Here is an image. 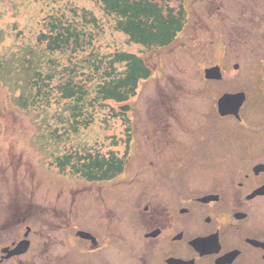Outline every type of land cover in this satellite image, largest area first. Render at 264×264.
<instances>
[{"label": "flooded vegetation", "instance_id": "flooded-vegetation-1", "mask_svg": "<svg viewBox=\"0 0 264 264\" xmlns=\"http://www.w3.org/2000/svg\"><path fill=\"white\" fill-rule=\"evenodd\" d=\"M261 2L189 1L193 27L205 31V60L211 62L198 69L193 64L192 70L188 62L182 70L183 56L173 53V68L159 80L166 77L170 81L162 85L171 87L183 71L192 91L168 101L159 86L155 108H163L166 117L144 118L139 136L123 134L122 149L116 148L117 138H109L108 148L98 143L88 154L83 145L77 150L75 177L99 184L100 198L86 199L79 190L76 212H56L47 199L45 212L36 213L35 194L28 191L5 215L9 155L0 153V264H34L41 245V264H264V36H249L264 28ZM213 66L220 75L207 78L206 67ZM222 95H240L232 96L237 108L220 113ZM44 162L62 176L51 153ZM21 241L26 250L13 254ZM68 248L76 251L69 259L68 251L60 253Z\"/></svg>", "mask_w": 264, "mask_h": 264}, {"label": "rangeland", "instance_id": "rangeland-1", "mask_svg": "<svg viewBox=\"0 0 264 264\" xmlns=\"http://www.w3.org/2000/svg\"><path fill=\"white\" fill-rule=\"evenodd\" d=\"M189 1L183 2L186 6L187 25L177 35L180 38L177 43L174 41L169 47L147 49L130 43L128 37L115 29L114 18L105 15L96 2L0 0V153L3 154L4 151V156L9 155L5 161L3 190L10 191L12 195L5 194L3 198L5 215L11 213L18 203L20 204L21 200L17 198H24L28 191L35 194L34 204L37 212L43 211L42 203L47 199L51 200L50 203L48 200L47 202L54 210L58 211L62 205H66L67 208L63 211L73 212L75 207L71 209L69 207L74 206L80 191L86 199L100 198L99 184L80 183L70 170L65 173L66 177L55 174L54 170L50 172L45 168L46 163H43L44 155L52 153L53 158L63 153L67 144L71 145V154H78L77 150L82 145L83 149H90L92 145L97 146L100 143L98 148L105 149L108 148L107 145H111L109 138H118L116 148L122 149L120 135H123L128 122H130V131L135 136H139L144 118L148 116L153 121H159L156 117L160 114L161 121L166 117L163 108L159 111L155 108L161 98L159 86L168 96V101L173 100L174 97L183 99L192 91V79L188 74L186 79H182L185 78L182 77L183 71L175 79V85L180 90H177L175 85L171 87L162 85L164 82L169 83L170 80L166 77L159 80L163 69L172 68L173 53L183 56L180 64L182 70L189 67L188 62L191 70L193 64L194 68L198 69L211 62L205 60L207 59L203 45L205 31L198 29L200 25L194 28L193 17L190 15L189 18V13H192L189 9ZM260 4L264 14V2ZM196 7L197 4L195 10ZM83 11L91 13V16L97 20V25L87 23L82 17ZM199 12L201 15H206L209 11L202 7ZM54 20H61L64 25H70L72 31H77L78 36L82 35L78 39V47L70 43L61 50L52 53L47 51L45 43H41L38 36L40 33L48 32L47 29ZM245 33L246 29L243 36L246 35ZM249 36H264V28L254 29ZM114 52L135 54L143 58L153 71L152 78L149 81H140L136 96L125 103L131 105L133 109L131 112H125L123 118L113 117L119 104L98 98L96 92L101 76L91 65V62L97 64L102 59L106 66V58ZM123 68V65L116 64L118 72ZM36 72H40L45 77L41 83L37 81L38 84L33 87L30 86L31 78L35 77ZM46 75L53 76V81L48 82ZM63 79H73L86 92L81 101L83 103L81 109H78L83 115L77 124L70 115L71 107L76 105L77 101L62 98L59 90V86L64 83ZM45 81L48 82L47 85H44ZM181 85L184 88L181 89ZM166 90L169 92L166 93ZM18 95L30 98L32 103L25 109L20 108ZM166 95L163 101L167 99ZM211 102L212 100L209 103ZM147 111L149 114L146 113ZM211 115L213 116V113ZM49 128L51 132L54 131L55 135L59 134L61 137L56 141L46 139L45 134ZM230 128L227 130L229 134L237 133L236 129L230 130ZM65 134L68 135L64 141ZM38 162L41 163L40 166ZM49 176H51V185L47 182ZM71 194L75 199L72 204L69 201ZM22 214L20 211L19 215ZM41 248L42 245L38 248L34 264H41L44 260L40 254ZM60 249V247L55 248L57 251ZM67 251L68 259L72 252L76 254L74 248H68L60 253ZM65 258L66 256H63L58 261H63ZM76 259L74 256L73 260ZM45 264L49 262L46 261Z\"/></svg>", "mask_w": 264, "mask_h": 264}, {"label": "trees", "instance_id": "trees-1", "mask_svg": "<svg viewBox=\"0 0 264 264\" xmlns=\"http://www.w3.org/2000/svg\"><path fill=\"white\" fill-rule=\"evenodd\" d=\"M90 1L99 4L105 15L112 16L115 19V29L125 33L129 41L141 44L146 48L168 45L183 26L182 11L179 10L178 12L171 6L172 2L177 0ZM82 17L87 23L97 25V20L91 16V13L83 11ZM47 30L46 33H40L38 39L41 43H45L46 49L50 53L66 48L70 43L78 47V39L82 36H78L77 31H72L71 26L64 25L61 20L51 22ZM51 32L54 34H51ZM106 59V66L102 59L97 64L91 62V65L101 76L96 94L103 101H126L129 96L133 95L138 80L147 77L149 70L142 59L131 54L116 52ZM116 64L124 65L123 70L118 72ZM44 77L40 72H36L35 77L31 78L30 86L36 87L37 81L41 83ZM46 80L52 82L53 76L46 75ZM62 81L64 83L59 86L62 98L77 101V104L71 107L70 114L74 122L77 123V118L83 115L81 111L78 112V109H81L83 104L81 101L86 92L73 79H63ZM48 82L45 81L44 85H47ZM40 91L38 92L40 93ZM18 102L24 108L32 103L30 98L28 99L22 95L18 98ZM79 102L80 105H78ZM70 157L64 158L62 163L58 164L61 169L64 163L71 161L72 158ZM117 162L120 164L118 166L121 167L122 162L119 160ZM72 167L76 172V166ZM82 171L87 173L86 170Z\"/></svg>", "mask_w": 264, "mask_h": 264}, {"label": "water", "instance_id": "water-1", "mask_svg": "<svg viewBox=\"0 0 264 264\" xmlns=\"http://www.w3.org/2000/svg\"><path fill=\"white\" fill-rule=\"evenodd\" d=\"M211 70H212V69H211ZM210 73H211V74H213V72H212V71H210ZM222 101H223V99L221 100V102H222Z\"/></svg>", "mask_w": 264, "mask_h": 264}]
</instances>
